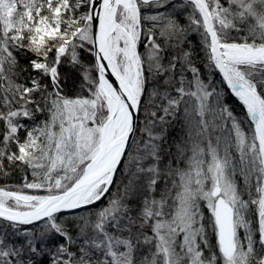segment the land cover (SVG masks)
<instances>
[{
    "label": "snow or ice",
    "instance_id": "1",
    "mask_svg": "<svg viewBox=\"0 0 264 264\" xmlns=\"http://www.w3.org/2000/svg\"><path fill=\"white\" fill-rule=\"evenodd\" d=\"M189 6L247 129L185 50ZM17 169L0 264H264V0H0V177Z\"/></svg>",
    "mask_w": 264,
    "mask_h": 264
},
{
    "label": "trees",
    "instance_id": "2",
    "mask_svg": "<svg viewBox=\"0 0 264 264\" xmlns=\"http://www.w3.org/2000/svg\"><path fill=\"white\" fill-rule=\"evenodd\" d=\"M174 2L177 4H181L183 3V0H174ZM161 10L163 11V9ZM168 11L172 12V9L168 8ZM191 12L192 8L189 6L186 9L177 8L176 13L173 15V18L177 19L182 26L188 28L186 39L184 42L185 50L193 52L194 63L197 67L201 69L202 75L205 80L211 79L215 83L217 90L221 94L222 103L225 104L230 110H232L234 115H236L238 118L245 119L246 109L241 103L237 101L236 98L233 97L228 88H226L225 82L223 81V77L221 76L219 71L209 69L206 66V52L204 49L203 37L201 35L203 29L197 31L193 30L195 26H189L188 16L191 14ZM140 51H144V49L141 48ZM80 55L81 60L85 65H90L92 63L93 58L90 53H88L87 51H82ZM20 59L21 63L24 64V57H20ZM60 73L62 77L64 94L68 95L69 97H75L77 94H85V92L82 93L81 90L82 75L78 70L70 68L67 64H62L60 66ZM188 75L189 78H191V74L189 73ZM45 115L46 114L38 115L37 123H40L42 120H44ZM23 122L28 124L29 127L33 126L31 121L25 120ZM249 123L250 120L245 119L244 126L246 129ZM21 135H23V132H21ZM172 135L176 138L180 137L181 132L179 122H177L175 127L172 129ZM25 176H27L28 180L31 181L32 177L30 170L27 172H25L23 169L14 170L8 177H0V187L15 189L17 186H22V184L24 183L23 178ZM238 183L243 185V177H239ZM24 192L26 194H34L32 192Z\"/></svg>",
    "mask_w": 264,
    "mask_h": 264
},
{
    "label": "rangeland",
    "instance_id": "3",
    "mask_svg": "<svg viewBox=\"0 0 264 264\" xmlns=\"http://www.w3.org/2000/svg\"><path fill=\"white\" fill-rule=\"evenodd\" d=\"M89 53V52H88ZM91 55V54H90ZM92 56V55H91ZM93 58V57H92ZM230 91V90H229ZM86 94V92H85ZM119 176V177H118ZM118 176L116 177V182H117V185L119 184L120 182V179H121V176L118 174ZM24 191H27L28 193L32 192L36 195H46L47 192L45 190H32V189H24ZM112 192L115 193L116 192V187H113L112 188ZM104 203L106 204L107 201L105 200ZM100 205H98L97 207H99ZM95 210V208H94ZM202 211L205 215V218L207 219V217L210 216V211L207 209L206 207V204H202ZM30 227V226H29ZM209 231H211V229H209ZM214 242V241H213Z\"/></svg>",
    "mask_w": 264,
    "mask_h": 264
},
{
    "label": "water",
    "instance_id": "4",
    "mask_svg": "<svg viewBox=\"0 0 264 264\" xmlns=\"http://www.w3.org/2000/svg\"><path fill=\"white\" fill-rule=\"evenodd\" d=\"M94 59V58H93ZM106 63V62H105ZM221 76L223 77V75L221 74ZM110 79H112V80H114V78L113 77H109ZM227 85V84H226ZM228 88V87H227Z\"/></svg>",
    "mask_w": 264,
    "mask_h": 264
},
{
    "label": "bare ground",
    "instance_id": "5",
    "mask_svg": "<svg viewBox=\"0 0 264 264\" xmlns=\"http://www.w3.org/2000/svg\"><path fill=\"white\" fill-rule=\"evenodd\" d=\"M233 95H234V93H233ZM234 98H236L237 99V101L239 102V100H238V98L237 97H235V95L233 96ZM240 103V102H239Z\"/></svg>",
    "mask_w": 264,
    "mask_h": 264
}]
</instances>
